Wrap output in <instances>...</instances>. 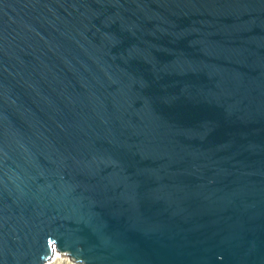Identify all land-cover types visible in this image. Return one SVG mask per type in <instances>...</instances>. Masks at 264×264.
<instances>
[{
    "label": "water",
    "instance_id": "water-1",
    "mask_svg": "<svg viewBox=\"0 0 264 264\" xmlns=\"http://www.w3.org/2000/svg\"><path fill=\"white\" fill-rule=\"evenodd\" d=\"M264 264V0H0V264Z\"/></svg>",
    "mask_w": 264,
    "mask_h": 264
},
{
    "label": "bare ground",
    "instance_id": "bare-ground-1",
    "mask_svg": "<svg viewBox=\"0 0 264 264\" xmlns=\"http://www.w3.org/2000/svg\"><path fill=\"white\" fill-rule=\"evenodd\" d=\"M67 257L65 256H62L60 254H56L54 260L50 263V264H55V263H58V264H71V263H66V259ZM70 261H72V263L76 264V262H74L73 260L70 259Z\"/></svg>",
    "mask_w": 264,
    "mask_h": 264
},
{
    "label": "rangeland",
    "instance_id": "rangeland-1",
    "mask_svg": "<svg viewBox=\"0 0 264 264\" xmlns=\"http://www.w3.org/2000/svg\"><path fill=\"white\" fill-rule=\"evenodd\" d=\"M66 259H68V260H66V263L74 264V263H72V261H70V259L68 257ZM55 264H58V263H55Z\"/></svg>",
    "mask_w": 264,
    "mask_h": 264
},
{
    "label": "built area",
    "instance_id": "built-area-1",
    "mask_svg": "<svg viewBox=\"0 0 264 264\" xmlns=\"http://www.w3.org/2000/svg\"><path fill=\"white\" fill-rule=\"evenodd\" d=\"M70 259V258H69Z\"/></svg>",
    "mask_w": 264,
    "mask_h": 264
}]
</instances>
